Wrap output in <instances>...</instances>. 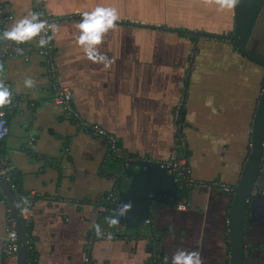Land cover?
Returning <instances> with one entry per match:
<instances>
[{
	"label": "crops",
	"instance_id": "obj_1",
	"mask_svg": "<svg viewBox=\"0 0 264 264\" xmlns=\"http://www.w3.org/2000/svg\"><path fill=\"white\" fill-rule=\"evenodd\" d=\"M0 6L13 16L8 29L31 13L58 20L59 31H50L56 79L75 92L80 118L113 136L125 158L167 163L173 152L187 158L185 208L154 204L150 225L134 240L96 237L89 251L94 264H147L154 251L171 264L177 248L198 251L203 264H230L228 213L249 155L264 71L231 42L199 39L200 54L191 63L193 36L123 24L101 46L113 60L105 68L86 57L76 37L80 17L96 7L117 9L118 22L175 29L181 26L173 22L225 20L233 29L234 11L205 7L201 0H40L39 8L33 0H0ZM207 24L199 30L207 31ZM2 64L0 80L14 103L2 148L15 169L14 188L25 198L28 264H84L94 226L103 227L111 214L104 198L113 182L101 175L113 163L107 144L80 132L53 103L43 57L13 56ZM27 78L36 82L33 88L24 86ZM181 105L179 133L174 113ZM258 185L262 192L246 214L247 264H264V160ZM8 228L9 208L0 196V264H6Z\"/></svg>",
	"mask_w": 264,
	"mask_h": 264
},
{
	"label": "water",
	"instance_id": "obj_2",
	"mask_svg": "<svg viewBox=\"0 0 264 264\" xmlns=\"http://www.w3.org/2000/svg\"><path fill=\"white\" fill-rule=\"evenodd\" d=\"M264 10V0H240L239 5L233 10V29L230 36L215 35L203 31H190L167 27H151L131 22H118L131 27L159 29L177 34L194 37L193 56L200 38L225 40L231 42L236 52L245 59L264 68V51L259 48L249 49V43L254 36L258 19ZM82 18V16L80 17ZM264 33V27H261ZM258 52L262 53L259 54ZM0 64L2 60L0 58ZM180 121L184 120V111L180 106ZM264 160V87L261 90L253 118L250 133V150L243 166L239 181L234 188V194L228 213V238L230 264H247V240L245 234L246 214L250 201L259 189V179L263 170ZM115 172L118 176V200L115 204L107 205L111 215H115V208L120 203L131 201L132 209L128 215L121 219L119 225L126 230L137 231L144 222L150 220L153 201L161 196L171 198L173 201L182 202L188 199V186H180L174 176L169 173L171 166L164 162L154 160L134 159L128 161H113ZM0 196L5 199L14 224L17 242V255L15 264H28L27 220L23 216L24 197L14 186L0 174Z\"/></svg>",
	"mask_w": 264,
	"mask_h": 264
},
{
	"label": "built area",
	"instance_id": "obj_3",
	"mask_svg": "<svg viewBox=\"0 0 264 264\" xmlns=\"http://www.w3.org/2000/svg\"><path fill=\"white\" fill-rule=\"evenodd\" d=\"M35 6L39 8L40 0H33ZM40 12V11H39ZM40 14V18L42 20H46L49 24H55L58 20L55 18H48L44 19ZM13 21V16L11 14H8L5 12V9L3 6H0V33H3L6 30H9L7 27V24L9 22ZM48 35L50 36V31L48 32ZM22 48L23 49V55L19 54L16 49ZM31 53H36L39 56L43 57L46 60L47 65V72L48 76L51 81V90H52V101L54 104L59 106L64 113L73 120V122L78 127V130L83 133H88L94 137H100L102 138L105 143L107 144L108 151L110 152V161H128L127 158L124 157L121 149L118 147L117 142L113 136H111L109 133H107L103 128L99 127L98 125L90 124L85 122L80 118L78 113L73 107L74 99L76 98V94L73 90H71L68 87H65L61 85L55 75V67L54 63L52 61V45L51 41L45 48L38 47V43L34 46H28L25 44L17 45L13 41H0V58L1 60H4L5 58H11L13 56H19L24 59H27ZM13 99L10 106L5 107L4 109H0V111H3L5 113V116L3 119L5 121L3 128L6 129V132H3L2 138H0V146L3 145V142L7 138L9 134V113L10 109L13 106ZM180 111H175L174 113V121L177 125L178 132L180 133L181 130V121H180ZM180 135V134H179ZM181 136V135H180ZM182 144L184 145L183 141ZM167 166H171V170L169 173H171L175 181L182 186L183 184H187L190 182L188 176H189V170L187 167V158L182 155L180 156L179 153L173 152L169 161L166 163ZM0 174L5 177L10 183L15 180L16 174L14 167L10 164L9 158L7 154L3 151L0 153ZM101 175L110 178V180L113 182V186L111 190L107 193L104 200L107 205L115 204L118 200V174L115 172L113 165H105L101 169ZM259 192V191H258ZM153 203L159 206H174L177 209H184L185 208V202L184 200L182 202H176L173 201L171 198H168L166 196H161L153 201ZM150 225V220H147L144 222L143 227L147 228ZM106 233L111 232L112 239L118 240H134L139 235L137 232L141 231H133V230H126V228L122 225H118L116 227L109 228L107 223L101 227ZM134 232V233H133ZM97 235H92L89 238V241H87L86 244V251L87 254L84 257V264H94L93 260L89 256V251L92 247L93 241L96 239ZM103 239H107L104 237ZM3 253L6 259V264H15L16 262V255H17V242H16V234L14 230V224L13 221L10 218V212H9V228L7 230V235L5 238V244ZM32 259H29V262H31ZM28 262V263H29ZM147 264H164L163 259H161V256L158 252L154 251L150 258L147 261Z\"/></svg>",
	"mask_w": 264,
	"mask_h": 264
},
{
	"label": "clouds",
	"instance_id": "obj_4",
	"mask_svg": "<svg viewBox=\"0 0 264 264\" xmlns=\"http://www.w3.org/2000/svg\"><path fill=\"white\" fill-rule=\"evenodd\" d=\"M205 7L215 6L218 11L234 10L240 3V0H201ZM120 19L117 9L113 7H96L93 11H86L82 14L80 23L78 24L79 34L76 37L77 43L82 47L86 57L93 63L101 64L108 68L113 60L101 51L106 35L118 26ZM51 31L55 35L59 31V26L49 24L46 20L40 18V14L31 13L15 22L9 29L0 33V41H13L17 45L32 42L37 37L38 47L45 48L48 46L53 36H49ZM16 51L23 55V49L17 48ZM4 66L0 64V72H3ZM35 81L27 78L24 81L26 88H33ZM12 103V92L6 86L3 80H0V109L10 106ZM5 113L0 111V118ZM5 121L0 119V138L6 129L3 128ZM132 209L131 201L120 203L115 208V215L106 218L109 228L116 227L120 224L121 219L126 217ZM94 231L98 238L111 240L112 233L105 232L99 224L94 226ZM171 264H203L202 257L198 251H188L183 248H177L171 255Z\"/></svg>",
	"mask_w": 264,
	"mask_h": 264
},
{
	"label": "trees",
	"instance_id": "obj_5",
	"mask_svg": "<svg viewBox=\"0 0 264 264\" xmlns=\"http://www.w3.org/2000/svg\"><path fill=\"white\" fill-rule=\"evenodd\" d=\"M173 23H178V22H173ZM181 23V22H180ZM183 23H185V25L184 26H186L187 27V29L188 30H195L194 28H190L191 26L190 25H194V27L196 28H198V30L197 31H200L199 29H200V27L201 26H203L204 27V25H206L207 23H218V24H221V25H223V26H225V25H227V24H229V22L227 21V20H225V21H219V22H206V21H188V22H183ZM182 24V23H181ZM257 29L259 28V27H264V10H263V13L261 14V16H260V18L258 19V22H257ZM181 29H184V28H182L181 27ZM186 29V30H187ZM224 30H225V28H223ZM204 32H206V31H204ZM201 39V38H200ZM202 39H203V37H202ZM211 41H214V39H210ZM254 45V47H253V45ZM251 46H252V48H259V49H261V50H263L264 51V33L261 31V39H259L258 41H257V38H253V40H251ZM254 64V63H253ZM255 66H257V67H259V68H261L263 71H264V68H262V67H260V66H258V65H256L255 64ZM3 146H0V153L1 152H3L4 150H3V148H2ZM11 184L14 186V181L13 182H11ZM108 217L109 216H112L111 214L110 215H107ZM29 231H30V228L29 227H27V234H28V236H27V241H28V262H29V259L31 258L30 256H31V252H30V245H29Z\"/></svg>",
	"mask_w": 264,
	"mask_h": 264
},
{
	"label": "rangeland",
	"instance_id": "obj_6",
	"mask_svg": "<svg viewBox=\"0 0 264 264\" xmlns=\"http://www.w3.org/2000/svg\"><path fill=\"white\" fill-rule=\"evenodd\" d=\"M182 23V24H181ZM178 22L176 25L177 26H181L182 28H184L185 30L187 29V27L186 26H184L185 25V23H183V22ZM205 28H206V30L207 31H209L208 33H211V34H215V35H225L226 33H229V30L231 31L232 30V26H224V28H225V30L223 29V26H219V25H212L211 23H209V24H207V26H205ZM260 28L261 27H259L258 29H257V27H256V29H257V31L255 30V33H254V36L257 38L259 35H260V39H261V32L260 33H258V30H260ZM206 31V32H207ZM206 38H201L200 39V44H202V41H204ZM190 40V39H189ZM210 40V39H209ZM253 45V44H252ZM253 47H254V45H253ZM249 49L250 50H254L253 48H252V46H251V42L249 43ZM255 51V50H254ZM200 52V48H197L196 49V52H195V56L193 57L194 59H195V61H196V59H198V55L200 54L199 53ZM259 54H262V53H260V52H258ZM263 55V54H262ZM193 56V55H192ZM192 58V57H191ZM145 230V227H140V229L139 230H137V231H144Z\"/></svg>",
	"mask_w": 264,
	"mask_h": 264
}]
</instances>
